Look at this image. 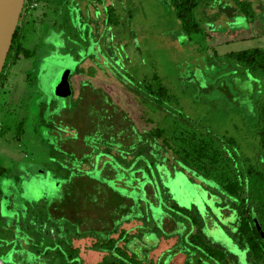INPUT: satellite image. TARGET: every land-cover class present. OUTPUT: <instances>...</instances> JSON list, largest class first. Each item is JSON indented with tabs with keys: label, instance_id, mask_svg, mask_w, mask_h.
<instances>
[{
	"label": "rangeland",
	"instance_id": "1",
	"mask_svg": "<svg viewBox=\"0 0 264 264\" xmlns=\"http://www.w3.org/2000/svg\"><path fill=\"white\" fill-rule=\"evenodd\" d=\"M249 1L250 21L232 0L203 5L202 31L191 37L171 0L38 1L21 38L35 55L10 66L0 87V264H62L57 249L66 244L78 248V264H105L117 256L101 246L109 238L158 264H219L190 246L195 232L223 247L230 264H256L236 240L239 200L179 168L149 135L187 116L264 165L256 132L264 79L237 75L226 58L264 47V0ZM154 73L179 106H158L144 92ZM73 207L84 218L69 216Z\"/></svg>",
	"mask_w": 264,
	"mask_h": 264
},
{
	"label": "trees",
	"instance_id": "2",
	"mask_svg": "<svg viewBox=\"0 0 264 264\" xmlns=\"http://www.w3.org/2000/svg\"><path fill=\"white\" fill-rule=\"evenodd\" d=\"M28 1V3H27ZM39 0H26L25 8L21 14L20 22L13 37V42L8 53L4 68L0 74V87L4 85L8 77L9 67L16 63L20 57L30 58L35 52L29 51L23 45V29L29 20L33 3ZM173 8L179 18L182 29L191 37L192 34L202 31L198 20L199 9L207 6L214 0H171ZM236 12L244 15L249 21L256 18V10L249 0H232ZM229 6L227 7V9ZM230 10V8H229ZM110 22H117L115 8L108 6ZM231 13V11H229ZM22 23V24H21ZM230 65L234 66L237 75L247 77L252 75L264 79V47H254L233 51L226 55ZM144 92L156 97L158 106L172 102L178 105L177 96L165 84L157 73L145 77L140 83ZM179 106V105H178ZM259 122L256 132L259 136V145L264 154V101L257 103ZM182 114V113H181ZM171 126H160L150 130L149 135L158 139L181 167L196 173L203 178L214 181L227 195L238 199L234 205L238 209L236 240L239 245L248 248L250 257L254 263L264 264V238L259 232L253 213L264 232V165L254 163L249 157H243L232 137H218L210 131L201 129L190 123L187 116L180 115ZM25 127V123L21 125ZM232 149V153L228 150ZM242 159V165L238 166L236 159ZM173 208L190 215L195 224L200 225L201 219L189 209L177 204ZM121 238V237H120ZM190 246L203 253L206 257L216 260L219 264H230L227 251L212 244L201 232L189 233ZM101 246L115 251V260H106L105 264H158L152 260L140 259L135 252L122 248L115 238H109L101 243ZM49 253V250L48 252ZM57 253L63 257L62 264H78L79 250L73 244H66L63 249H57ZM202 259H199L201 262Z\"/></svg>",
	"mask_w": 264,
	"mask_h": 264
},
{
	"label": "water",
	"instance_id": "3",
	"mask_svg": "<svg viewBox=\"0 0 264 264\" xmlns=\"http://www.w3.org/2000/svg\"><path fill=\"white\" fill-rule=\"evenodd\" d=\"M26 0H0V74L10 51ZM259 232L264 238V232Z\"/></svg>",
	"mask_w": 264,
	"mask_h": 264
},
{
	"label": "crops",
	"instance_id": "4",
	"mask_svg": "<svg viewBox=\"0 0 264 264\" xmlns=\"http://www.w3.org/2000/svg\"><path fill=\"white\" fill-rule=\"evenodd\" d=\"M49 56V55H48ZM3 87V86H2ZM82 144L84 145V142H82ZM63 150L64 151H66V153H68L69 154V156L71 157V158H73V157H76V156H82L81 154H79L78 152L77 153H74L73 152V150H71V149H66L65 150V148H63ZM84 153H86V152H84ZM159 161H157L155 164H157V165H159ZM164 163V162H163ZM179 168H181V169H183V167H181L180 165L178 166ZM83 178V180H82V182H87V181H92V182H95V180L94 179H92V178H90L88 175H84V176H80V178L79 179H82ZM84 178H85V180H84ZM75 180H76V176H73V177H71V179L68 181V183L70 184V185H72L74 182H75ZM97 181V180H96ZM136 183V182H135ZM67 186V185H66ZM78 190H79V188H78ZM110 190H111V188H110ZM80 191V190H79ZM78 191V192H79ZM108 191V190H107ZM86 204H89V200L86 198ZM83 208V210H82V213H85L84 211H85V207L83 206L82 207ZM71 210H73L74 211V213L73 214H69V216H71V217H73V218H75V215H77L78 216V218H81V217H83L84 218V216H81L80 214H79V207H73V208H71ZM68 214V213H67ZM80 215V216H79ZM87 218V217H86ZM0 219H2V220H4L5 221V218L4 217H1L0 216ZM88 219V218H87ZM88 222H90V220H88ZM12 227H15V226H12ZM0 263H1V261H0Z\"/></svg>",
	"mask_w": 264,
	"mask_h": 264
},
{
	"label": "built area",
	"instance_id": "5",
	"mask_svg": "<svg viewBox=\"0 0 264 264\" xmlns=\"http://www.w3.org/2000/svg\"><path fill=\"white\" fill-rule=\"evenodd\" d=\"M37 5V3H33L30 5L31 8H34ZM27 8V6H24V9Z\"/></svg>",
	"mask_w": 264,
	"mask_h": 264
},
{
	"label": "flooded vegetation",
	"instance_id": "6",
	"mask_svg": "<svg viewBox=\"0 0 264 264\" xmlns=\"http://www.w3.org/2000/svg\"><path fill=\"white\" fill-rule=\"evenodd\" d=\"M25 3H26V1H25ZM27 3H28V1H27Z\"/></svg>",
	"mask_w": 264,
	"mask_h": 264
}]
</instances>
